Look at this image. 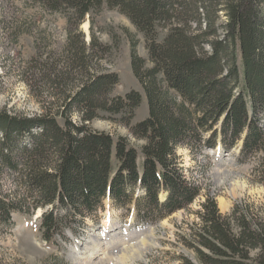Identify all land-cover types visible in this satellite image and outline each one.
I'll use <instances>...</instances> for the list:
<instances>
[{
  "label": "trees",
  "instance_id": "trees-1",
  "mask_svg": "<svg viewBox=\"0 0 264 264\" xmlns=\"http://www.w3.org/2000/svg\"><path fill=\"white\" fill-rule=\"evenodd\" d=\"M32 1L63 12L75 32L66 68L41 67L48 72L45 82L57 89L43 112L27 117L0 111V172H12L23 191L14 200L0 196V224L11 225L14 212L40 208V230L51 242L64 235L68 219L95 215L105 199L120 208L132 204L135 189L143 193L134 201L135 219L158 222L198 196L177 168L176 148L193 150L204 135L206 146L219 140L226 150L241 142L238 161L257 156L253 172L264 186V130L257 118L264 110V0ZM103 7L117 10L143 35L151 63L145 67L132 43L131 69L148 103L147 118L132 126L141 95L132 90L112 97L118 76L99 65L109 48L94 36L85 44L77 33L85 16ZM159 28L166 31L161 40ZM75 114L80 123L72 121ZM116 117L145 142L139 151L125 138L87 126ZM201 207L202 225L188 244L199 264H264V221L238 208L223 217L209 196Z\"/></svg>",
  "mask_w": 264,
  "mask_h": 264
},
{
  "label": "rangeland",
  "instance_id": "rangeland-1",
  "mask_svg": "<svg viewBox=\"0 0 264 264\" xmlns=\"http://www.w3.org/2000/svg\"><path fill=\"white\" fill-rule=\"evenodd\" d=\"M85 23L87 32L83 28ZM203 25L204 22L201 29ZM195 28L192 24V30ZM73 32L63 12H50L32 0H0V111L27 117L43 112L57 89L45 82L48 72L41 67L44 63H55L57 70L66 68V48ZM165 32L158 29V40ZM218 32L222 39L224 32L220 29ZM77 33L85 44L94 36L109 48L99 65L102 72L118 76L112 97L124 96L132 90L141 95L130 125L146 119V95L131 69L134 42L138 57L145 61V67H151L143 35L117 10L105 7L86 15ZM205 49L209 51L210 47ZM120 118L116 117V121L94 119L87 126L113 139L125 138L139 151L145 142L135 139ZM257 118L264 122V110L257 113ZM72 121L80 123L79 116L75 114ZM205 140L204 135L193 150L185 144L176 148L178 170L188 184L199 190L186 209L158 222L137 220L133 215L134 201L143 193L134 191V201L127 207L120 208L105 199L103 208L95 215L84 220L68 219L62 230L64 235H55L51 242L44 240L40 230L37 212L42 213V209L31 214L14 212L11 225L0 224V264H184L183 258L199 264L188 244L202 225L198 214L207 196L215 200L223 217L238 208L264 221V186L253 172L258 157L239 162L238 147L231 156L221 157L216 150L219 142L209 147ZM21 143L26 144L27 138ZM14 179L15 175L7 168L1 169L0 196L6 200L22 197L23 191ZM163 199L165 194L160 193L159 200ZM219 200L227 204L225 208L219 206Z\"/></svg>",
  "mask_w": 264,
  "mask_h": 264
},
{
  "label": "bare ground",
  "instance_id": "bare-ground-1",
  "mask_svg": "<svg viewBox=\"0 0 264 264\" xmlns=\"http://www.w3.org/2000/svg\"><path fill=\"white\" fill-rule=\"evenodd\" d=\"M83 28H84V30L87 32V23L83 24ZM219 179H220V178H219ZM226 205H227V204H225L224 201L219 200V206H220L221 208H225ZM39 212H40V211L38 210L37 214H40Z\"/></svg>",
  "mask_w": 264,
  "mask_h": 264
}]
</instances>
